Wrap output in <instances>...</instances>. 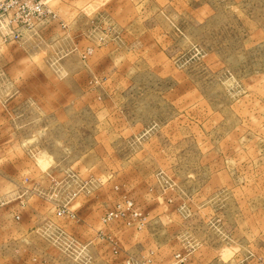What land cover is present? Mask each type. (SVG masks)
I'll use <instances>...</instances> for the list:
<instances>
[{
  "label": "rangeland",
  "instance_id": "1",
  "mask_svg": "<svg viewBox=\"0 0 264 264\" xmlns=\"http://www.w3.org/2000/svg\"><path fill=\"white\" fill-rule=\"evenodd\" d=\"M44 2L0 23V264H264V0Z\"/></svg>",
  "mask_w": 264,
  "mask_h": 264
},
{
  "label": "built area",
  "instance_id": "2",
  "mask_svg": "<svg viewBox=\"0 0 264 264\" xmlns=\"http://www.w3.org/2000/svg\"><path fill=\"white\" fill-rule=\"evenodd\" d=\"M44 5V0H0V23H2L11 9H15L18 11L28 10L26 16L29 19V23L33 24L35 19L44 15L46 11Z\"/></svg>",
  "mask_w": 264,
  "mask_h": 264
},
{
  "label": "crops",
  "instance_id": "3",
  "mask_svg": "<svg viewBox=\"0 0 264 264\" xmlns=\"http://www.w3.org/2000/svg\"><path fill=\"white\" fill-rule=\"evenodd\" d=\"M92 264V263H91Z\"/></svg>",
  "mask_w": 264,
  "mask_h": 264
}]
</instances>
